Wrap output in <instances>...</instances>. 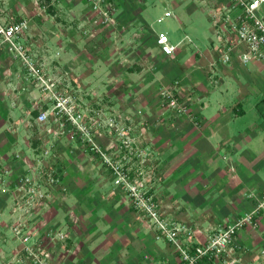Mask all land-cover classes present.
<instances>
[{
	"label": "crops",
	"instance_id": "obj_1",
	"mask_svg": "<svg viewBox=\"0 0 264 264\" xmlns=\"http://www.w3.org/2000/svg\"><path fill=\"white\" fill-rule=\"evenodd\" d=\"M75 1L0 0V19L27 20L18 41L45 77L58 79V87L73 95L87 117L103 120L94 113L103 105L108 114L115 110L118 121L133 126L134 149L120 145L108 127L97 133L96 140L131 175L142 172L161 217L192 231L190 237L180 233L192 252V246L254 208L264 195V61L244 63L236 56L222 63L216 28L198 0H120L125 1L119 11L122 29L115 32L111 24L103 37L110 43L118 33L130 49L103 55L105 51L92 50L88 43L92 51H84V39L73 37L76 26L71 25L77 19L61 25L68 20V8L78 12L84 8ZM154 1L162 4L163 12L172 13L166 16L170 20L166 29H161L176 45L169 54L156 42L158 30L143 18ZM183 1L189 5L181 13ZM49 11L55 17L47 16ZM259 13L264 18V4ZM146 33L149 38H144ZM98 58L104 64L103 85L96 83ZM114 58L123 64L118 72L108 65ZM175 81L189 115L172 114L160 102L158 88ZM98 91L105 92L101 102L96 99ZM51 105L48 92L28 77L25 65L1 43L0 167L8 171L5 188H13L25 173L53 167L60 185L50 188L42 182L51 194L48 207L29 215L13 193L2 194L0 264H32L18 252L22 243L11 230L27 216L44 230L33 231V241L40 237L54 241L42 251L49 264H184L175 246L156 237V226L130 205L100 155L80 138L60 133L53 121H35L38 111ZM44 150H49L47 155H42ZM255 219L254 226H243L236 234L241 251L235 253L239 257L235 264H264L263 208ZM226 258H204L198 264H228Z\"/></svg>",
	"mask_w": 264,
	"mask_h": 264
},
{
	"label": "built area",
	"instance_id": "obj_2",
	"mask_svg": "<svg viewBox=\"0 0 264 264\" xmlns=\"http://www.w3.org/2000/svg\"><path fill=\"white\" fill-rule=\"evenodd\" d=\"M92 11L99 13L100 20L107 23L110 19L114 0H86ZM207 8L208 16L216 28V37L219 45V58L222 63H229L233 57H239L244 63L249 61H264V18L259 13V7L264 0H198ZM170 10H165L162 16L157 18L160 22L164 17L170 16ZM28 26L27 20L2 21L0 19V45L5 43L11 55L20 60L27 69V75L34 79L42 90L48 92L52 105L49 109H41L35 116L37 123L43 124L53 121L58 125L60 133L68 135L70 139L80 138L86 146L102 158L113 174L114 184L122 189L128 196L130 205L143 215L150 217V221L156 226L159 233L156 237L170 241L179 251L184 264H198L201 259L218 261L221 257H227L225 262L235 264L239 257L235 254L241 251L240 244L236 241L238 230L246 225H255L259 209H264V195H262L254 208L241 214L223 227L213 231L205 242L192 246L189 252L186 243L180 238V233L190 237V231L185 225L173 223L161 217L158 205L148 194V187L141 171L131 175L130 170L119 160L112 158L106 150L97 142L96 136L102 128L108 127L113 130L120 141V145L128 149L136 148V139L133 135V126L118 121L115 117L108 116L103 120L95 118L87 119L83 110L78 106L71 93L61 90L56 78L45 77L42 70L37 66L34 58L26 51L18 38ZM156 42L163 53H172L176 45L169 42L167 32L159 31ZM67 72H65L66 74ZM64 81V80H63ZM179 82L161 85L158 88L160 102L165 105L172 114L189 115V108L183 99L179 88ZM49 150H44L42 155H47ZM8 171L0 167V199L5 191L13 193L20 203L19 207L29 213L40 206L47 199L48 190L42 185L46 182L50 188L60 185L58 170L53 167L52 171H32L18 178L13 188H5V176ZM61 191L64 190L62 187ZM27 209V210H26ZM1 216V207H0ZM26 218L19 219L11 225V230L17 236L22 245L18 252H24L31 258L32 264H46V258L32 238L33 230L26 224ZM50 235V232L48 233ZM62 237V233L58 234Z\"/></svg>",
	"mask_w": 264,
	"mask_h": 264
},
{
	"label": "rangeland",
	"instance_id": "obj_3",
	"mask_svg": "<svg viewBox=\"0 0 264 264\" xmlns=\"http://www.w3.org/2000/svg\"><path fill=\"white\" fill-rule=\"evenodd\" d=\"M69 1H70V4H71L72 3L71 2L72 0H69ZM74 1L75 0H73V2ZM131 2H132L131 0H128V3H131ZM80 3H83L84 4V8H81L79 10V12L72 10V7L68 8V9L71 10V12H67V13H70L69 16L67 15L68 20L65 21V22H63L61 25H64V23H67L68 24L69 22H72L73 19H77L76 20L77 22H75L74 24L71 25L73 27L76 26V28L73 29V37L76 38V36L77 37L81 36L84 39L83 42H82L84 51H92V50L99 51V52H104L105 51L104 54L103 53L102 54L103 55H105V54L109 55L111 53L112 54L113 53L114 54L115 53L118 54L119 52H122L124 50H127L128 51L130 49L129 46L126 47L125 39L120 38V36L118 35V33H116L115 38L110 43L109 42H106L107 38H104L103 37L104 32L105 33L107 32V27L109 25H111V24H114L116 26L115 28H113V31H115V32H120L121 31L122 28H120V27H122V26H120V24H121V22L123 23V18H122L123 15H121L119 13V11H120L121 7L123 6L122 4H124L125 1L120 2V0H114V5H112V6H114V8L112 9L113 11L111 12L110 19H109V21L107 23H104V22H102L100 20V17H99L100 14L99 13H96L95 11H92V9L90 8V5L88 4V2L86 0H83V1L80 0ZM187 3L188 2L183 1L182 4L180 5L178 11L181 12V13H183L184 10H185V8H186V6L189 5ZM85 7H87V8H85ZM53 13L54 12L49 11L47 13V16L55 17V16H53L54 15ZM79 13L82 14V15H84V16H82L81 18H77L76 15H79ZM206 13L208 14L207 8H206ZM120 15H121V17H120ZM162 15H163V6H162V4L159 3V2L154 1V3L150 5L149 11H145L143 13V18L145 19L146 22H148L149 24L153 25L155 27V29L158 30L157 31V33H158L159 31H165V30H161V29H166V26H168V23L170 21L168 17H165V18H163L162 21L158 22L157 21V18L159 16H162ZM120 18H122V19H120ZM59 19H60V17H59ZM67 24H65V26ZM67 27H68V25H67ZM117 27H118L119 30L117 29ZM65 30H68V28H65ZM79 30H80V32H79ZM99 34H100V36L102 34V37L104 38V39H102V41L100 39H97L96 38ZM149 37H150V34H148V33L144 34V38H149ZM88 43H90V47H91L92 50L88 49ZM93 47H94V49H93ZM134 51L135 50H133L132 52H134ZM97 64L98 65L95 68V71H97V73H98V75L96 77V83L98 82L99 84H102L103 85V79H104V75H103L104 73H102V71H103V65H104L103 64V59L100 58L99 61L97 62ZM109 64H111V67H114V70H116L117 72H118V69L120 70V67L121 68L123 67V64H120V60L119 59L116 60V58H114L111 61L109 60L108 65ZM120 73H121V71H120ZM118 77H119V75H117V77L115 79L116 80L119 79ZM117 83H119V82H117ZM104 94H105L104 91H98V92H96L97 102H101L103 100V95ZM110 110L112 112V113H110L111 114V117H114V115H117L115 113V110H112V109H110ZM95 111L96 112H94V113H95V116L96 117L105 119L108 116H110V114H108L109 112L107 111V108L105 110V106H103V105H98V108ZM85 117L87 119H88V117L89 118H92L90 116L87 117L86 114H85ZM65 190H63V191H65ZM62 192L60 194L61 196H62ZM64 194H65V192H64ZM64 194H63V196H64ZM48 197H51V194L50 193L48 194L47 199H44L43 202L40 204V206L38 208H36L35 210L39 211L41 209L47 208L48 207V204H49L48 203ZM22 210H24V209H22ZM158 210L160 212V208ZM26 212H27L28 215L30 214L29 211H26ZM140 213L143 214L142 212H140ZM30 217L31 216H27V218H26V220H27L26 224H27L28 228L30 230H33V231H44V230H42L43 229L42 228V225L41 226H38L37 225V224H40V222H38V221L37 222L36 221L30 222ZM144 217L147 220L146 222L149 223V225H150L151 222H152V221H150V217L147 216V215H144ZM40 238L41 239H39L37 241L34 240L33 243H35L37 246H41L40 247L41 248V251L46 252L45 251V248H47L51 244H53L52 242H54V241L49 240L48 237H47L48 240H45L44 239L45 237L44 238L40 237ZM46 264H49V262H48L47 259H46Z\"/></svg>",
	"mask_w": 264,
	"mask_h": 264
}]
</instances>
